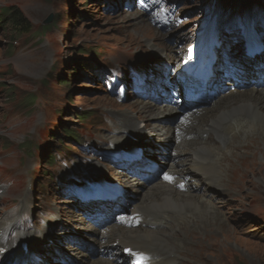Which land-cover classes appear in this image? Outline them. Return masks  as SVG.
Wrapping results in <instances>:
<instances>
[{"label":"rangeland","instance_id":"obj_1","mask_svg":"<svg viewBox=\"0 0 264 264\" xmlns=\"http://www.w3.org/2000/svg\"><path fill=\"white\" fill-rule=\"evenodd\" d=\"M205 1L0 0V8H18L32 26L29 34L21 36H15L10 27H0V84H4L0 85V225H12L25 235L33 233L40 236L47 231L50 246L42 248L56 255L54 259L57 264H76L82 259L81 255L89 260L108 256L107 249L92 248L87 251L82 243L78 245V241L85 243L86 233H90V236L93 229L103 231L104 228L99 227V219H93L94 225L81 217L74 200L68 198L65 191L61 192L63 179H67L71 171H90L94 170L93 166L104 169L112 177V170L118 169L110 167L103 153L110 148L111 138L123 132L120 129L128 115L141 121V132L148 135L146 146L151 149L148 154L153 156L160 171L170 174L159 154L164 158L182 160L183 164L188 163L189 154L178 155L181 151L176 152L180 146L179 139L170 137V140L161 141L156 130L148 124L147 115L138 114L142 112L139 111L141 103L148 102L156 106L148 90L138 97L129 88L127 97L125 95L122 100L116 93L122 84L107 89L86 68L82 72L77 62L97 63L104 71L103 81L105 75H111L109 70L112 69L118 71L119 83H125L132 81L134 72L147 68L154 74L160 73L162 81L171 80L182 61H187L186 57H181L186 53L184 49L196 47L200 38L196 35L203 24L210 26L214 22V28L222 25L230 28L235 9L241 8L244 16L249 12L245 5L247 1L254 12L251 16L253 23H258L254 16L259 10L254 7L255 0H210L203 4ZM137 12L149 19L150 25L159 29L162 43L152 35L139 33L142 26L130 21ZM228 16H231L229 21ZM144 27L151 33L158 31L149 25ZM260 28L264 36V24ZM224 29L219 31L216 38H220ZM236 34L235 29V34L230 35L232 40L236 39ZM169 47L175 48L173 53L168 51ZM80 49L89 51L86 57L79 56ZM167 55H173L174 59L168 61ZM251 59L254 60V66L249 69L253 72L250 79L262 85L264 73L261 75L259 70H264V55H256ZM85 72L88 77H93L92 82L85 78ZM62 81L68 84V91L67 88H60ZM226 82L229 83L226 86L228 91L235 92L232 88L234 81ZM244 82L247 84L249 80ZM3 87L5 89H1ZM158 88L159 80L155 89ZM32 96L36 98V105L30 107L27 99ZM221 96L222 93L213 101L223 102ZM177 104V108H181L182 105ZM82 112L95 113L98 118L95 122L79 125L73 115ZM161 120L165 125H172L170 123L174 122L175 116L165 115ZM65 121L77 129L81 146L71 145L69 153L56 161L52 168L47 166L44 159L55 153L57 145L54 135ZM128 134L124 133L115 145L123 143ZM250 136V133L244 135L241 145L246 144ZM25 141H31L32 144V153L28 152V157L19 147ZM239 157V154L231 156L230 163H237ZM255 164L263 168L254 171L252 180L249 183L245 181L239 187H226L223 182L228 179L224 169L218 186L190 181L192 188L189 194L206 191L210 203L215 205L211 211L194 208L168 210L171 206H164L170 219L167 226L160 230H167L168 226H175L181 221L188 222L192 216L219 225L217 229L210 225L201 232L199 240L188 247L187 255L181 252L180 246L169 247L175 255L174 264H196L192 263L191 257L196 258L199 252V256L204 252L201 259L203 264H264V225L260 219L264 213L263 149L255 157ZM44 170L54 175L49 182H46L44 174L39 175V171ZM36 176L43 185L42 189L30 191ZM122 176L123 180H129L125 174ZM133 179L136 181L132 183L131 189L125 186L129 191L125 206L119 208L121 214L127 216L133 205L146 199L147 187L167 183L162 176L146 186L141 179ZM109 216L111 224L107 227H115L114 216L112 213ZM11 234L7 233V238ZM22 237L19 240L24 239ZM87 243L91 244L89 241ZM84 262L86 264V259ZM121 262L124 264L123 260Z\"/></svg>","mask_w":264,"mask_h":264},{"label":"bare ground","instance_id":"obj_2","mask_svg":"<svg viewBox=\"0 0 264 264\" xmlns=\"http://www.w3.org/2000/svg\"><path fill=\"white\" fill-rule=\"evenodd\" d=\"M148 20L143 14L138 12L134 13L130 18V21L142 26L140 27V34L152 35L162 43L161 32L157 27L150 25ZM145 25L154 27L158 31L151 33L150 30L146 29L147 26L143 28ZM245 30L247 31V28ZM147 47L151 46L147 45ZM174 50L175 48L173 47L168 48L171 53ZM159 51L162 52L161 50ZM196 55L198 54H195L194 58H196ZM166 59L170 61L174 58L173 55H169ZM259 71L263 75L264 71ZM199 72V70L196 71V74H199ZM171 82L174 83V78L171 79ZM261 84L248 85L242 92L239 89L242 87L238 86L235 87V92L228 91V89L222 90L221 99L223 102L213 101L220 95L219 93L216 97H212L209 100L212 102L210 106L206 107L204 105L197 109L195 113L193 112L189 115L185 122L180 124L176 120L172 125L162 123L161 119L165 118V115L167 116L174 112L173 106L157 108V105L152 106L153 104L148 102L141 103V110L139 111L142 112L138 114L147 115L148 124L156 128L161 141L170 140V137L176 140L179 139L180 146L176 152L178 153V150H181L178 155L188 153V163L183 164L182 160L176 161L174 157L164 158L161 154V160L165 161L169 172L176 177V182L172 185L160 181L159 185L147 187L146 199L144 201L140 200L139 203L131 207V215L126 220V223L123 222V225L129 222L133 223V219L138 218L141 221V227L137 229H127L123 226L107 227L103 232H99L101 231L100 229H93L90 236V233H86L84 238L91 244H85V247H94L95 250H110L108 256L94 260H89L81 255L82 259L76 261V264H85V259L86 264H119L123 259L127 260V257L122 256L123 250L119 249V246L116 248L112 247V245L116 244H120V246L126 244L135 251L149 255L151 264H174V254L170 250L166 251L169 247L173 245L180 246L181 252L187 255L188 247L191 246L192 242L199 240L201 232L206 231L210 225L217 229L219 225L217 226L216 223L193 216L190 222L182 221L175 226H168L167 230H160L161 227L167 226L170 219L168 211H164L167 209L164 206H171L168 210H172L171 208H194L199 211H211L215 205L210 203L209 194L206 191L199 190L196 194H189L192 188L190 181L192 183L195 181L201 182L207 186H218L221 181L222 169H224L225 177L228 179L223 182L226 187H239L244 185L245 181L249 183L252 180L254 171L263 168V166L255 164V157L261 153V149L264 150V80ZM140 125L141 121L138 118L128 115L127 121L120 129L123 132L117 133L111 138L110 147H115V143L123 137L124 133L129 132L134 136V139L145 138L143 133L140 132ZM249 133L252 134L249 137V141L241 145V139ZM224 150L226 152L223 153ZM238 154L240 157L237 163L231 164L230 157ZM227 164L230 165L226 167ZM255 166L257 169H255ZM116 175L118 180L123 178L118 172ZM156 179L157 176H154L151 181L143 182L142 184L146 186ZM184 181H187V184L185 183V186L179 189L178 185ZM121 182L125 186H127L126 183L128 182V186L131 188V183L135 182V180L130 179L126 182L122 180ZM136 184L140 183L136 182ZM130 217L131 219H129ZM109 224H111V221L107 222L103 227ZM144 225L146 228H143ZM0 232L3 236V238L0 237V249L7 248L9 250L5 256L7 258L5 260L1 258L3 264L9 261L22 260L21 257L12 259L14 254H10L11 251H18L16 244L21 236L24 239L27 237L26 240L36 237L32 233L25 235L21 233L20 229L14 228L9 224L0 225ZM9 232L13 235L11 234L10 238H7V233ZM92 235L94 236L91 237ZM189 239L192 240L189 241ZM199 253L196 258L191 257L192 263L203 264L201 259L204 252L200 256Z\"/></svg>","mask_w":264,"mask_h":264},{"label":"trees","instance_id":"obj_3","mask_svg":"<svg viewBox=\"0 0 264 264\" xmlns=\"http://www.w3.org/2000/svg\"><path fill=\"white\" fill-rule=\"evenodd\" d=\"M0 27H2L3 29H7L10 27V29H12L13 33L15 34V36H21L23 34H28L30 33L32 26L30 21L28 20V18L23 14V12L21 10H19L16 7H7V8H2L0 10ZM79 56L82 57H86V54L89 52L87 49H80L79 51ZM77 65H79L80 70L83 72V68H86V70H88L90 72V70H92V68L88 67L87 63H83V62H77ZM60 88L64 87L67 88L66 90L68 91V84H66V81H62L60 83ZM66 97L69 96V93L65 95ZM28 104L33 107L35 106V97H31L27 99ZM95 116V113H87V112H82L80 114L77 115H73V117L75 118V120H77V123H83L86 120H88L90 117ZM70 127L67 128L66 126H61L60 127V133L63 134L65 136V140L69 143L74 142V138L75 135L74 133L70 132ZM58 136V135H57ZM60 143V140L58 141ZM21 150L28 155V152L30 153V148H31V144L29 141H26L22 146H21ZM58 155L56 157H52V156H48L45 160L47 165L53 166V164L59 159L61 158V154L59 152H57ZM47 172V177H50V173Z\"/></svg>","mask_w":264,"mask_h":264}]
</instances>
